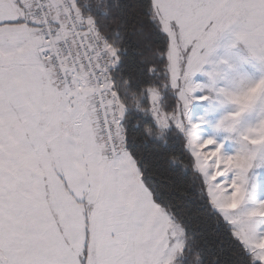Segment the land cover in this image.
I'll use <instances>...</instances> for the list:
<instances>
[{
  "label": "snow or ice",
  "instance_id": "6c2138e0",
  "mask_svg": "<svg viewBox=\"0 0 264 264\" xmlns=\"http://www.w3.org/2000/svg\"><path fill=\"white\" fill-rule=\"evenodd\" d=\"M0 264H264V0H0Z\"/></svg>",
  "mask_w": 264,
  "mask_h": 264
},
{
  "label": "trees",
  "instance_id": "16d2710c",
  "mask_svg": "<svg viewBox=\"0 0 264 264\" xmlns=\"http://www.w3.org/2000/svg\"><path fill=\"white\" fill-rule=\"evenodd\" d=\"M184 180H185L186 184H189V185L195 187L194 177L191 174H189L188 176L184 177Z\"/></svg>",
  "mask_w": 264,
  "mask_h": 264
}]
</instances>
